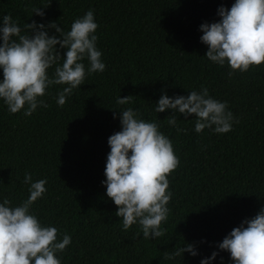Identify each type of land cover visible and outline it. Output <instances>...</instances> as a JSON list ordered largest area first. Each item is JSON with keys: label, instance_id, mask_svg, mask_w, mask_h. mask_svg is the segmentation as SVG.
Listing matches in <instances>:
<instances>
[{"label": "trees", "instance_id": "trees-1", "mask_svg": "<svg viewBox=\"0 0 264 264\" xmlns=\"http://www.w3.org/2000/svg\"><path fill=\"white\" fill-rule=\"evenodd\" d=\"M235 0H0L2 17L11 14L23 29L35 21L55 22L65 32L90 9L98 27L96 47L104 72L86 75L85 83L58 106V93L67 85L46 89L48 107L31 116L25 109L12 114L0 99V202L19 206L30 195L25 173L33 182L46 179L47 191L30 209L42 226L58 229L71 244L57 253L61 264H200L218 252L210 264H234L218 244L245 219L264 208V63L231 77L205 57L200 25L218 22L221 6ZM40 8L41 17L33 12ZM31 31V30H29ZM49 35L59 34L55 29ZM22 34H25L22 31ZM59 49L64 56L66 49ZM62 65V60L59 62ZM85 71L87 59L82 61ZM56 65L48 69L51 77ZM3 72L0 69V81ZM206 87L209 95L227 103L232 130L195 131V117L176 113L177 133L169 125L168 109L154 111L165 92L187 96ZM133 96L127 105L117 98ZM27 106H25L26 108ZM139 111V118L155 122L171 141L178 167L168 175L171 199L164 236L145 240L139 224L123 230L118 210L106 195L104 174L110 152L108 138L121 130L120 112ZM115 113V118H114ZM139 233V235H137ZM188 252L164 259L185 244Z\"/></svg>", "mask_w": 264, "mask_h": 264}, {"label": "clouds", "instance_id": "clouds-1", "mask_svg": "<svg viewBox=\"0 0 264 264\" xmlns=\"http://www.w3.org/2000/svg\"><path fill=\"white\" fill-rule=\"evenodd\" d=\"M33 12L44 16L40 8ZM217 14L218 22L200 25L203 33L200 40L208 47L205 57L221 67L227 64L229 77L264 63V0H235L230 9L221 6ZM97 27L91 9L74 20L68 32L55 22L46 26L33 21L22 29L11 14L3 16L0 99L8 111L15 114L25 109L24 114L31 116L38 106L48 107L39 97L54 85H67L58 93L56 101L63 107L66 97L85 83L86 75L104 72L106 65L96 47ZM49 29H55L60 38L50 36ZM57 45L66 49L63 57ZM84 59L89 62L87 72L82 63ZM53 65L56 67L50 77L48 69ZM132 101L131 95L117 98L118 105ZM227 107L226 102L212 98L208 89L202 87L200 92L190 91L186 97H169L165 92L154 111L161 113L171 109L173 114L167 117V122L176 126L178 134L186 130L177 126L176 113L183 114L185 120L194 116L197 133L208 128L223 134L232 130L233 122H239L234 121ZM119 112L121 130L108 138L110 152L104 172L106 180L102 184L106 186L107 197L117 206L115 215L121 218L123 230L138 223L145 240L156 239L167 231L161 227L162 222L167 221V205L172 195L168 191L167 177L178 167L179 159L172 141L159 131L157 123L139 118V111L131 107ZM46 182V179L33 182L32 174L25 173L23 183L30 185L28 198L19 206H12L8 198L0 202V264H61L56 254L64 252L71 244V237L64 234L58 241V229L42 226L30 213L31 206L47 191ZM218 248L230 253L234 264H264V208L233 228ZM184 252L198 255L194 245L189 243L173 253L166 252L164 259H174ZM217 255L214 251L200 264H210Z\"/></svg>", "mask_w": 264, "mask_h": 264}]
</instances>
